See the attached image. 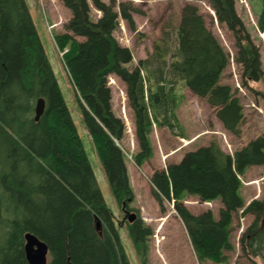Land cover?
<instances>
[{"label":"trees","instance_id":"1","mask_svg":"<svg viewBox=\"0 0 264 264\" xmlns=\"http://www.w3.org/2000/svg\"><path fill=\"white\" fill-rule=\"evenodd\" d=\"M60 1L70 17L64 32L53 37L54 44L62 53L112 196L121 212L135 211V219L126 221L128 235L146 264L152 229L130 206L134 194L120 145L125 125L113 112L108 77L115 75L125 85L138 146L133 161L139 167L151 152L147 137L152 124L175 127L177 80L214 109L225 130L239 134L243 105L230 85L219 83L228 54L198 8L185 4L173 50L162 38V44L153 46L155 66L148 56L127 67L132 51L113 33L119 18L135 30L134 7L120 3L117 11L102 0ZM208 1L217 21L235 35V60L242 79L261 81L260 50L237 14L235 0ZM91 4L101 12L96 19L91 18ZM258 26L264 33V7ZM39 98L45 107L35 121ZM255 165H264V133L233 154L213 139L149 176L152 197L161 212L165 211L163 201L172 203L199 263H220L224 252L232 249V214L244 207L238 195L239 175ZM183 192L203 201L220 198L218 217L210 210L193 214L180 201ZM244 211L254 219L240 242L250 257H256L264 251V224L260 222L264 198L250 201ZM26 232L47 245V264H130L27 4L0 0V264H27Z\"/></svg>","mask_w":264,"mask_h":264},{"label":"rangeland","instance_id":"2","mask_svg":"<svg viewBox=\"0 0 264 264\" xmlns=\"http://www.w3.org/2000/svg\"><path fill=\"white\" fill-rule=\"evenodd\" d=\"M102 1L108 4L112 3L113 8L117 11L120 3L130 4L134 7L131 16L135 30L129 29L127 23L119 18L118 27L113 33L121 45L132 51L133 58L126 64L127 67L135 66L138 60L151 56L154 44H162L163 39L170 43L173 50L175 28L180 19L181 9L185 4L195 5L204 17L207 27L217 37L228 54V66L223 70L219 83L230 85L243 105L244 117L239 126V134L233 135L223 128L214 109L205 100L193 95L185 86L184 81L177 80L174 85L177 98L175 127L169 129L166 126L152 124L147 137L151 152L149 158L138 167L133 161L134 155L138 152V146L125 85L115 75H109L108 84L111 89L112 109L115 115L122 118L125 125L120 145L125 154L127 175L134 194L130 206L139 213L144 224L152 229V235L147 241L146 264H264V251L256 257H250L249 253L242 249L240 242L241 237L245 235L248 226L254 219L252 214L244 211V207L254 199L264 198V165L246 167L239 175L238 195L243 201L244 207L232 214L229 225V240L232 249L224 252L226 257L220 263L211 261L199 263L196 260L195 253L172 203L163 201L165 211L161 212L159 204L151 195L148 180L153 170L164 169L167 164L179 161L186 151L207 145L213 139L225 152L233 154L250 139L264 133V75L258 82L249 81L246 83L242 79L241 67L235 60L237 51L235 35L224 24L217 21L208 0ZM25 2L104 201L115 217L120 241L128 260L130 264H143L128 235L127 214L135 213V211L121 212L112 196L93 142L83 122L82 111L67 74L62 54L53 41L55 35L64 32V24L70 17V11L60 0H25ZM263 7L262 0H235L236 12L260 50L264 73V33L259 30L258 26ZM90 13L92 19L98 18L101 14L92 4ZM150 59L152 66H155L152 56ZM180 201L193 214L210 210L215 218L218 217L219 209L222 206L220 198L203 201L198 196L187 192L181 194ZM122 219H126L124 223ZM262 220H260L261 223Z\"/></svg>","mask_w":264,"mask_h":264},{"label":"water","instance_id":"3","mask_svg":"<svg viewBox=\"0 0 264 264\" xmlns=\"http://www.w3.org/2000/svg\"><path fill=\"white\" fill-rule=\"evenodd\" d=\"M45 103L42 98L37 99L34 106V120L37 121L44 111ZM136 215L134 213L127 214V220L132 222ZM264 219L262 220V225ZM96 228H100L99 222H96ZM24 256L27 264H47L48 247L38 239L34 234L26 232L24 234L23 245Z\"/></svg>","mask_w":264,"mask_h":264}]
</instances>
